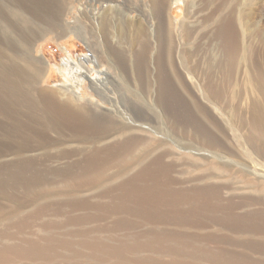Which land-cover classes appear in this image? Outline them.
<instances>
[{
	"label": "rangeland",
	"instance_id": "rangeland-1",
	"mask_svg": "<svg viewBox=\"0 0 264 264\" xmlns=\"http://www.w3.org/2000/svg\"><path fill=\"white\" fill-rule=\"evenodd\" d=\"M133 1L136 2L0 0V21L7 18L9 22L5 29L0 26V72H12L14 64L8 63L11 59L15 61L20 75L26 72V62L40 69L39 76L30 89H26V78L18 80L19 92L12 84L4 86L0 76V246L4 244L25 248L26 243L33 241L51 251L47 259L10 255L0 261V264H186L188 260L195 262L194 264H264V141H260L263 137H258L261 131L254 130V133L259 134L255 135L259 138L256 139L252 134L253 128L248 130L255 118L261 116L264 119V0H239L238 13L233 17L234 25L238 27L234 26L237 30H234V34L238 35H231L228 41L211 34L214 25L210 23H214L212 20L220 12L215 13L212 20L204 19V15L217 1H207V4L206 0H182L179 7L174 6L172 9L171 19L176 24L187 23V18L198 10L197 29L192 33L190 41L186 42L193 45L191 60L198 69L195 68L194 72L197 82L194 88L200 86L211 101H215L214 91L220 88L218 91L222 93L219 98L221 102L216 99L215 103H220L223 110L221 119L214 107L200 96L197 97L201 99L202 105L204 103L209 107L210 119H202L201 110L189 104L182 89L170 91L165 85H156L153 94L145 95L135 87L130 93L120 83L116 72L109 71L108 79L113 81V85L109 86L108 94H121L125 102H128L127 107L137 101L151 107L148 109H152L154 113L153 116L151 113L152 117L149 115L142 121L134 118L129 109L125 110L126 118L132 119L135 125H140L141 132L134 131V137L149 140L148 143L145 141L147 145L144 151L147 150V153L139 162L142 164L135 165V168L126 172L127 175L125 173L124 177L112 182L119 184L141 170V177L138 174L135 181L127 186L109 192L104 186L106 183H92L91 179L95 175L115 173L118 170L115 167L118 166L116 159L101 156L99 159L86 161L87 158L80 155V151L85 149L86 152L91 147L77 142L63 144V129L59 122H30L28 126L23 123L26 120L13 118L12 121L3 115L4 112L10 113L11 109L13 111L14 107L10 106L16 97L23 98L25 91L37 93L45 90L54 93L59 102L68 101L85 109L93 107L95 103L107 107L89 87L88 81L83 84L79 97H64L60 90L63 76L57 68L67 57L86 61L85 66L88 67L104 68L105 63L100 57V48L104 44L91 38V27L88 28L91 26V19L84 12L95 5L99 11L92 18L94 23L100 22L106 11L104 15L101 13L104 10L103 4H109V10L112 4L120 3L119 7H122ZM54 2L58 6V14L53 22L47 23L49 17H45ZM143 2L146 5V0ZM195 3L197 9L193 7ZM81 5L86 8L84 11L79 10ZM134 7L135 4H132V10ZM9 8L17 12L13 14ZM108 10L107 14L111 13ZM18 12L28 13L22 17ZM187 14L190 15L187 17ZM131 16L137 17V12ZM76 26L84 32L80 37L69 33ZM234 40L238 46L237 43L234 44L235 53L231 51L234 54L231 57L235 60H232L229 52ZM182 46L180 43V47ZM185 82L187 85L188 80L185 79ZM207 82L210 83L209 86ZM188 85L189 90L194 92L190 81ZM152 96L157 98L156 104L152 102ZM34 98L38 101V96ZM4 102L9 104L1 105ZM5 107L10 108L4 110ZM15 119L22 122L18 123ZM206 121L209 123L207 128L209 127L211 136L205 137H210L213 142L211 141L210 147L201 146L210 155L205 167L209 169L208 167L217 163L230 161L229 169L241 172L242 176L223 174L226 176L222 175L224 178H220L218 183L226 185L222 182H230V188L246 185L247 189L259 195L256 191L260 190L261 203L244 201V198L257 196L243 194L233 188H224L218 192L211 189L193 194L191 190L195 187L204 186L201 182L193 181L200 170L185 167L181 169L184 165L172 169L169 157L159 159V153L170 150L180 153L174 154L172 158L180 159L182 163L188 162V157L181 152L195 150H182L174 142L177 139L172 137L170 131L184 134L188 141L195 144L202 136L200 122ZM212 122L223 123L228 130L222 138ZM230 126L236 132L231 131ZM248 134H252V137ZM219 143L226 147L223 146L225 148L222 149ZM196 148L200 147L195 144L193 149ZM228 148L230 149L227 150ZM138 149L140 146L137 151ZM230 150L231 153H227ZM63 151L70 155L63 156ZM132 153L134 154L133 151ZM111 161L114 163L110 164ZM102 162L107 163L101 166ZM250 171H255L261 177L253 179ZM211 185L214 187L217 184ZM169 191H182L191 196L186 202L178 204L161 201L159 198ZM39 204H45V208L40 210ZM108 249H113L116 257ZM204 252L210 253L213 258L209 259Z\"/></svg>",
	"mask_w": 264,
	"mask_h": 264
},
{
	"label": "bare ground",
	"instance_id": "bare-ground-1",
	"mask_svg": "<svg viewBox=\"0 0 264 264\" xmlns=\"http://www.w3.org/2000/svg\"><path fill=\"white\" fill-rule=\"evenodd\" d=\"M207 1H214V0H206V3L208 4L209 2ZM215 1L217 2L216 3L214 2L215 4L213 5V7L210 9V11L206 15H204L205 18L204 17L203 18L207 21L210 19L212 20L213 19L212 17L214 16V14L217 12H220L218 17L215 20H212L214 21V23H210V25L212 24L214 25L212 28L210 26L211 29L214 28L213 29L214 32L212 31L211 34L214 33L215 37H221L228 41L229 38H231V35H233L235 31H237L235 30V28H238L236 27V25H234L233 17L236 15V13H238L239 0H215ZM181 2L182 0H146V5H145L143 0H136V2L133 1V2H127L124 5L121 4L123 5L122 7H119L120 3L119 5L117 3L112 4L109 10L107 9L108 8L107 6L109 4L108 5L103 4L102 7H104V10H102L103 12L101 13H103L104 15V11L108 10V11H111V13H108L110 16L105 11V15L102 18L100 17L101 18L100 22L98 21L95 23L92 17H94L96 12L98 13L99 11V10L97 11L98 8L95 5H92L91 9L89 10L87 9L86 12H84L90 15V17L89 15L87 16L89 20L91 19L90 20L91 26L88 24L89 25L88 28L91 27L90 28L91 38L94 39L96 42L97 40L102 42V45L104 44V46H101V48L99 46V48H100V57L104 61L105 67L102 69H97L96 67H88V66H85V64L87 63L86 61L79 60V59L76 60V59H72L69 57L65 58L62 65L57 68L60 75L63 76V82H62V85L60 86V90L62 91V94L64 97L71 96L73 98L74 97L77 98L81 94L83 84H85V82L88 81L90 84L89 87H91V89L95 91L99 100L102 103L106 104L107 107L105 106L101 107L99 104L95 103L93 107H88L87 109H85L82 106L73 105L72 103L68 101L59 102L56 99L54 93H50L45 90H40L37 93H33V92L30 93L28 91H25L23 94L24 95L23 98L16 97V100H14V102L10 106L11 108L14 107L13 111L11 112L12 110L11 109L10 113L9 111H8V114H6L7 112H4L5 114L3 115H6V119L8 120H12L13 118H16V119L19 118L20 120H24V121L26 120L23 123H27L28 126L30 122L41 123V124H45L51 120L53 122H59L63 129V144L77 142L78 144L91 147L90 150L86 152H84L85 149L80 151V155L82 154L87 158L85 159L86 161L96 160V159H99L101 156L102 157L112 156L113 158L116 159L115 163L118 166H115V167H118V170L115 173L111 175H107V176H103L104 172L102 174L95 175L91 179L92 183H106L107 185H104V186L106 190L109 192L119 187H124V186L129 185L131 182L135 181L136 176L138 177V174L141 170L140 171L138 170L139 172L137 175H134V176L132 175L133 176L132 178L130 177L128 179H125L119 184L117 183L114 184L115 182L114 183L112 182L116 181L117 178L119 177L121 178L131 168L133 167L135 168V165L138 164V166H140L142 164L139 162H141L143 155L145 156V154L147 153V150L144 151L146 147L145 145L147 144H145V141H146L145 139H142V138L139 139L138 137H134L135 132L137 131L141 132L140 125L139 124H138L139 126L135 125L132 119L126 118L125 110L129 109L130 112L133 114V117L138 120L146 119L149 115L151 116V113L153 116L154 113L152 109H148L151 107L144 106L137 101H135L134 103H131V105L127 107L128 102L127 103L125 102V99L123 96H121V94H116V95L115 93H112V95L108 94L109 86L113 85V81L112 80L110 81L108 79V76L110 74L109 71L111 72L113 71L114 73L116 72L115 74H117V76L120 79L119 80L120 83L124 85L123 87L125 88L127 92L131 93L132 92L131 90L134 91L133 87H135L137 88V90L140 89V91L145 93V95L153 94L154 92L153 88L155 89L156 85L158 86L165 85L166 87H168L167 89H169L170 91L171 90L173 91L183 90V92L185 91L184 93L187 97L185 99H187L189 104H191L194 107H198L201 110L200 113L203 117V118L201 117L203 120H206L207 118H209L211 114H209V107H206L204 103L202 105V103L200 102L201 99L200 100L198 99L199 96L208 105L214 107V111L216 112V114L218 115L220 119L222 118L224 114L222 112L223 111L222 108L220 107V103H215L216 99L219 100V98H221L222 96L221 91H218L220 88L219 89L217 88L216 91H214V95L216 96L215 97L216 99L214 98L215 101L213 100L214 102L210 100V97L208 98L204 94L200 86H198L199 89L197 87L194 88V86H197V82L195 81L196 74H194L197 68L195 65L193 66L192 64L193 61L191 60L193 57L194 50L192 47L193 45L191 44L188 45L186 44V42L190 41V37L192 33H194V31H196L197 29L198 24H197L196 16H198L197 15L198 10L193 11V14L190 16V18L189 19L187 18L188 20L187 23L181 22V23L176 24L173 21V19H171L172 9L174 6L179 7L180 4H182ZM132 4H135L134 10H132L131 8ZM82 6L83 5H81V7L79 8L80 11L81 10L84 11L86 9L85 7H82ZM102 7L100 6L101 9ZM193 7L197 9L198 8L197 3H195ZM9 9L11 10L10 12L13 11L12 12L13 14L17 12V10L15 9L13 10V8H9ZM57 9H58V6H56V3L54 2L53 6L48 9V13L45 17V19L49 17L47 20V23L53 22L54 19L57 17V14H58ZM134 12H137V17L131 16V14H133ZM27 13L28 12H25L24 14L21 13L22 17L25 16ZM188 15L190 14H187V17ZM50 16H54V17L51 18ZM96 16L98 15L96 14ZM0 26L3 29L9 26V22L7 18L0 21ZM93 26L97 30H95ZM210 28H208V30ZM80 30L81 29L77 28L76 26L74 27V29L70 30L69 33H73L77 37H80L83 32L82 30L81 31ZM234 35H238V34L235 33ZM237 42L235 41V43L231 44L230 46V52H229L230 55L228 54L230 57L231 55L232 57L234 56L232 52L235 53V45ZM180 43L183 45L182 47H180ZM237 46H238V43H237ZM236 49L238 50L237 47ZM232 60H235V58L234 59L232 58ZM229 62L232 63L233 61H229ZM8 63L14 64V67L11 69L12 70L11 73H7L5 71L0 72V76L2 77L4 86L7 87L8 85L12 84L15 87L14 89L15 90L17 89V91L19 92L18 80L19 79L22 80L26 78L28 81L26 89H30L33 81L39 76L40 69L30 62H26V72L25 74L20 75L19 71L15 67V61L11 59ZM207 67L209 68V66ZM205 75H203L204 78H205ZM185 79L188 80L187 82L188 84L190 81L191 85H193V91L195 89L194 92L189 90V88L187 87L188 84L186 85ZM207 83L206 84L209 86L210 83L209 82ZM190 88H192V86H190ZM156 92H158V90ZM215 92L217 93L215 94ZM37 96H38V101H36L34 98ZM219 101L221 102V99ZM152 102L156 104L157 98H154L152 96ZM2 104H5V102L1 103V105ZM6 104H9V103H6ZM9 108H6L4 110H7ZM258 117L259 118H255V119L251 117L252 119H254V121H253L252 127H249L248 130H252L253 128V132L249 131V133L252 132V134L255 131H259V132L261 131L259 133L260 135L258 134L259 136L256 133H254L253 137L261 136L263 137V139L260 138L261 139L260 141L262 140L264 141V124L262 123L264 122V119L260 118L261 116H258ZM250 123H252L251 120H250ZM200 124H201L200 131L202 132V136L201 138H199L201 140L198 142L200 145L197 142H195V144H197L200 147L196 149H193L195 147V144L192 141L191 142L188 141L187 137L185 138L184 134L179 133V132H174L173 130L170 131L171 134H173L172 137L177 139V140L175 139L176 141L174 142H176V144L178 143V146L182 148V150L183 149L195 150V152L193 151L181 152L180 151L183 154L185 153L184 156H186V158L188 157V160L190 162L186 161L182 163L183 161H181L180 159L178 160V159L172 158L174 154H180V153H177L179 151L177 152L176 151L171 152L170 150H165L163 152L160 151L161 153H159L158 157L160 160H162V158L169 157L171 160L169 161L171 162L170 167L172 169L176 166L180 167V165H184V166H181V169L182 167L183 168L185 167V169H189V170L191 169L200 170L199 174L194 177L193 181L201 182L203 183L204 186L201 185L202 187H197V188L195 187V189L192 188L194 189V190H191L193 194L205 192L211 189H214L217 192L224 188L231 189L233 187L230 188L228 186L230 182H222V183H225L226 185L224 184L221 185L220 182L218 183V180L220 178H224L223 176H226V175H223V174H227V173L233 174L232 176H235V175L242 176L241 172L236 171V170L232 171V169H229L231 166L229 165V163H231L230 161H224V163H217L215 165H212V167H208L209 169L205 167L204 164L206 163V165H208L206 161H208V158H210V155L206 153L208 150L204 148L206 149V152H204V149L201 146L210 147L211 146L210 143L213 139L210 140L211 139L210 137H209L210 139L205 137L208 135L211 136L208 132L209 127L207 128L209 124L208 121L200 122ZM213 124L215 125L216 130L219 133V136L221 134L220 138H222V135L227 133L226 131L228 130L223 125V123L221 124V123L215 122ZM249 126H251V124ZM145 129L147 128L145 127ZM230 130L231 131L233 130L232 126H230ZM233 131L236 132L235 128ZM252 134H248V135H251L252 137ZM193 137H196V136L193 135ZM258 137H256V139ZM184 138L187 140L184 141L185 140ZM217 139L218 138H216V140ZM147 141L146 143H148ZM214 143H212V145ZM139 146H140V149H138L137 151V147ZM221 146H222V149L226 147L225 145H222V144ZM223 146L225 147L223 148ZM229 149L230 148H228L227 150ZM134 150H136V152ZM198 150H201L203 152H199ZM213 150L215 151V149ZM132 151L134 152V154L132 153ZM227 153H231V150L230 152L227 151ZM233 153H236V152H233ZM61 154L63 156L70 155V153H67L66 151H63ZM218 155L220 154L218 153ZM46 159L49 160L48 157H46ZM210 162L211 161H209V163ZM106 163L107 162H102L101 166L102 164H106ZM112 163H114V161L110 162V164ZM85 166L87 167V165ZM201 167H204L206 169L204 168L201 169ZM226 170H229V172ZM250 173H251L250 175L254 177L253 179H255L256 176H260L258 173H255V171H250ZM139 176L141 177L140 174ZM185 182H190V181H185ZM211 183L217 184V185L212 187L213 185H211ZM258 184L259 186H261V183H258ZM233 189L243 194L244 193L249 194V195L253 194L257 196L253 198H244L243 199L244 201L246 202L249 201L252 203H261L259 198L261 199L262 197V191L260 190L256 191L260 193V195L257 193L256 195L255 193H253L251 189L250 190L247 189L246 185L235 187ZM190 196H191L190 193L187 194L182 191H169L163 194L161 196L162 198H159V199L163 202H168V203L176 202V204H178L181 202H186L190 198ZM262 204L264 205L263 202ZM40 206L41 205L39 204L38 207ZM44 208H45V204L40 207V210ZM108 250L109 251L111 250V255L113 254L112 256L116 257L114 255L113 249H108ZM108 250H105V251L109 252ZM171 250L174 251L172 248ZM204 254L209 259L213 258V256L208 252H204ZM10 255L24 256V257L29 256V257H34L38 259H42V258L47 259L51 255V251L48 247L38 246L33 241L26 243L25 248L9 247V246L2 244L0 246V261H2L5 257L10 256ZM194 263L188 260L186 264H194Z\"/></svg>",
	"mask_w": 264,
	"mask_h": 264
}]
</instances>
